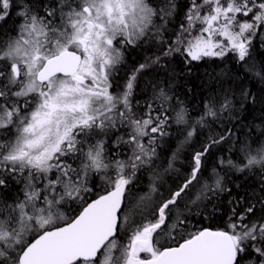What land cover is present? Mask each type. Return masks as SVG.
<instances>
[{
  "label": "snow or ice",
  "instance_id": "6c2138e0",
  "mask_svg": "<svg viewBox=\"0 0 264 264\" xmlns=\"http://www.w3.org/2000/svg\"><path fill=\"white\" fill-rule=\"evenodd\" d=\"M13 15L15 36L0 41V264H264V207H257L264 206V146L253 154L245 145L242 166L221 160L241 173L261 171L259 192L230 200L222 227L193 229L187 215L189 204L219 212L213 200L230 192L215 169L211 184L202 169L235 129L214 132L207 118L240 122L264 105V89L257 94L247 83L264 84V59L254 55L264 53V0H187L184 9L180 0H0V26ZM146 44L157 54L121 87L129 49ZM230 54L238 69L225 62L203 114L190 121L173 94V60L180 57L182 74ZM152 69L157 74L144 80ZM137 90L159 103L138 111ZM173 123L186 128L177 151L198 129L208 133L187 175L172 154L163 172L177 173L178 183L165 195L158 148ZM144 170L152 172L149 190L130 204L126 193ZM12 185L19 193L5 195ZM197 186L196 199L186 201ZM122 230L127 240L118 244Z\"/></svg>",
  "mask_w": 264,
  "mask_h": 264
},
{
  "label": "trees",
  "instance_id": "16d2710c",
  "mask_svg": "<svg viewBox=\"0 0 264 264\" xmlns=\"http://www.w3.org/2000/svg\"><path fill=\"white\" fill-rule=\"evenodd\" d=\"M187 4V0H180L181 9H184ZM17 17L12 16L7 22L0 26V41H6L11 37L15 36V32L12 30L16 25ZM178 22V20L176 21ZM156 53V50H150L149 45H144L136 49H129L126 55V65L121 68L117 80L121 87L124 84L126 75L140 63H144L146 57H151ZM257 62L264 59V53L257 49L254 53ZM225 62H227L228 67L232 68L233 71L238 69V64L235 62V58L232 54L225 58L224 61L220 60H206L200 64H194L191 73L187 71L180 74V69L185 66L180 63V57H176L171 67L176 70L178 75L176 79L172 81L175 96L179 97V101H182L183 106L187 109L188 119L194 121L199 119V117L204 112V105L207 103V98L211 94L210 89L214 83V77L220 73ZM157 74L156 69L149 70L147 73L141 74L144 80H151ZM163 73H160V79H164ZM248 86L251 90L257 94H261V89H264V84L247 81ZM141 86H143L141 84ZM119 91L120 89H116ZM152 93L148 91L147 93L137 90L135 94V99L139 101L137 110L142 109L146 103L152 102L158 104V101H150ZM178 103L177 100L171 102L172 106ZM169 113L174 117V112L172 107H169ZM208 122L211 124L212 130L214 132H219L225 127H234L235 137H230L232 143H223L217 145L211 152V154L205 158L206 163L203 172V179L209 184L213 183L215 177V172H218L224 177L225 186L230 189V192L222 193L219 199H214L213 204L219 206V212L209 215L208 212H204L203 206L199 209L196 205L189 204L191 212L187 213L191 219V227L194 229L196 227H208V228H219L225 223L227 216L230 215L229 209L231 205L229 201L232 199H239L248 193L249 195L259 192V184L261 181V171L259 166L253 167L250 171L244 173L238 172L232 168H229L227 164H221V160L232 159L233 163L238 166H242L243 162L246 160V155L243 149L245 145L253 150V154L256 149L264 146V136H261V132H264V105L254 106L252 109H248L246 112L241 114L240 122L232 120L230 124L229 117L227 114H221L220 118L213 123L212 119L207 118ZM171 135L165 137L162 141V147L158 148L160 158L157 161V170L161 172L162 178L158 181V187L161 192L167 195V192L176 186L177 173L169 172L164 173L163 169L167 166V162L171 159L172 154L177 153V158L175 160V168L179 169V174L187 175L190 168V159L193 151L199 150L200 145L206 140L208 129H198L197 135L193 137L190 144L183 145L179 151H177L178 146L184 140L186 134V128L184 125H178L173 123L170 128ZM215 169V172L213 171ZM152 172L144 170L138 174V181L135 184V188L131 187L130 194L133 193V199L139 198L145 195L151 184ZM94 182L97 189H99L103 181L94 177ZM239 186V187H237ZM20 191L19 185H12L10 189L5 193V195L15 196ZM199 191V186H197L193 191L189 193L185 200H195L196 195ZM126 196L128 197V194ZM128 199V198H127ZM127 202V201H126ZM11 203V200H9ZM199 203V202H197ZM252 203H256L255 199ZM209 211L212 210L213 205L209 204ZM258 208L264 206L257 205ZM183 210V205L180 206ZM262 213H257L260 215ZM176 239H179L177 236ZM127 240L125 232L122 230L118 237V244H124ZM161 244L174 245V241L167 239L166 237L161 238Z\"/></svg>",
  "mask_w": 264,
  "mask_h": 264
},
{
  "label": "rangeland",
  "instance_id": "374dc122",
  "mask_svg": "<svg viewBox=\"0 0 264 264\" xmlns=\"http://www.w3.org/2000/svg\"><path fill=\"white\" fill-rule=\"evenodd\" d=\"M134 188H135V186H134ZM144 196V195H143ZM128 199H127V202L128 203H130V204H135L136 203V201L139 199V198H135V199H133V193L132 194H128V197H127ZM65 211H67L66 209H65Z\"/></svg>",
  "mask_w": 264,
  "mask_h": 264
}]
</instances>
